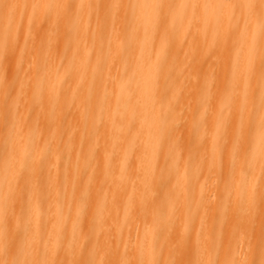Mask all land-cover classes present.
<instances>
[{
	"label": "bare ground",
	"instance_id": "obj_1",
	"mask_svg": "<svg viewBox=\"0 0 264 264\" xmlns=\"http://www.w3.org/2000/svg\"><path fill=\"white\" fill-rule=\"evenodd\" d=\"M177 1L0 0V264H264V0Z\"/></svg>",
	"mask_w": 264,
	"mask_h": 264
},
{
	"label": "rangeland",
	"instance_id": "obj_2",
	"mask_svg": "<svg viewBox=\"0 0 264 264\" xmlns=\"http://www.w3.org/2000/svg\"><path fill=\"white\" fill-rule=\"evenodd\" d=\"M188 0H178L176 2V6H181L183 3H186ZM224 0H220V3H222ZM245 15L243 14H240L238 17H231L230 19V23L232 25H235L237 28H240L241 26H243V18H244ZM218 25H219V20L217 19H214L212 21H209V26L212 30H216L218 28ZM242 40H243V36L242 35H239L235 38V41H236V44L239 46L242 44ZM263 72V71H262ZM205 83H207V81H205ZM258 92L256 93V95L259 97V98H263L264 97V87H259ZM254 123L256 122V119H253ZM257 123V122H256ZM255 123V124H256ZM259 123V122H258ZM257 123V124H258ZM239 124V123H238ZM237 124V125H238ZM236 140H238V137L235 136ZM257 140V138L253 139V138H250V143H253V145L255 144V141ZM192 147V145H190ZM225 148V147H224ZM231 162L233 163L234 162V159L231 160Z\"/></svg>",
	"mask_w": 264,
	"mask_h": 264
}]
</instances>
